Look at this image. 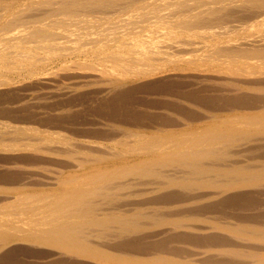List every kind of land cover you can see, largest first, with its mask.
<instances>
[{
	"label": "bare ground",
	"instance_id": "6f19581e",
	"mask_svg": "<svg viewBox=\"0 0 264 264\" xmlns=\"http://www.w3.org/2000/svg\"><path fill=\"white\" fill-rule=\"evenodd\" d=\"M141 87L179 119L67 122ZM1 170L0 261L264 264V0H0Z\"/></svg>",
	"mask_w": 264,
	"mask_h": 264
},
{
	"label": "rangeland",
	"instance_id": "374dc122",
	"mask_svg": "<svg viewBox=\"0 0 264 264\" xmlns=\"http://www.w3.org/2000/svg\"><path fill=\"white\" fill-rule=\"evenodd\" d=\"M185 76H189V77H185ZM196 76L197 75H195V74H188V75H183V76L174 75L172 81L177 82L180 79V80L186 82L187 86L184 87L181 90L190 91L191 93H195L193 91L198 89L199 86H191L190 84H192L193 81H198L199 80V78L196 77ZM159 78H163V77H159ZM153 80L154 79H152L151 81H153ZM142 81L143 80L136 82L137 85L141 86V84H146V83L150 82L149 80H145V83H142ZM174 82H172V83H174ZM136 83L134 84V86L136 85ZM130 86H133V84L132 85L129 84V87ZM168 86H172V84L168 85ZM202 86H205V85H202ZM173 89H174L173 87H170V88L161 87L160 89L151 90V89H143L141 87V90L140 89L139 90H135L134 94L131 95V97H130L131 98V102H133V105H132V107H129L130 109H128L127 113H121L120 112V102H118V103H108L109 106L107 108H102V110H100L99 107L96 109V107L93 106L92 104L89 105V107L86 110L83 109V107H76L77 110L75 108H72V111H74V112L71 111V113H73L72 115L74 117L72 119L68 120L67 122H73V123H76V124H80L81 122H89V121L90 122L91 121L94 122V121L99 120V119H101V120L105 119L106 121L109 120V122L110 121L113 122V123L117 122V123H115L116 125H120L121 124V126L122 125L123 126H127V125L129 126L130 125L131 127H136V126L137 127H141V126H147V123H146L147 120H141V118L140 119H136V118H138V113L143 114L144 110H146V113H147L146 115H149L152 118H159L161 116H164V117L168 116L167 118H168L169 121H171V122L172 121H176L177 119H179V117H180L179 114L181 112L180 113L172 112V110H170V108H169V104L172 103V102H175V100L178 99L176 97V96H178L177 93H176V90H178V88H175L176 90H173ZM90 91H95V89L91 88ZM90 91H87V92H90ZM217 91H218V93H217ZM228 93H230V92H225V91L223 92L221 89H219L217 87L214 89V87H213V92H199V93H195V94H197L201 98H203V100H204L203 103H205L204 104L205 107H202V106L201 107L202 108H206V109L212 108L213 106L218 104V103H214V101L211 100L215 95H219L220 97H223V98H233V97H238V96L250 95L249 93H234V94H232V93L228 94ZM113 95L114 94H111V95L109 94V96L106 99H108V101H110V99L114 97ZM111 105H113V106H111ZM105 106H107V104H105ZM162 108H164V109H162ZM156 109H158V110H156ZM195 109H194V107H190L189 108V107L185 106L183 108V111L186 112V113L190 112V113H194V114H200L202 112L199 109H196V110ZM148 111H150V112H148ZM166 111H168V112H166ZM167 113H168V115H167ZM176 115H178L177 119H175ZM144 118H146V117H144ZM87 120H89V121H87ZM102 121H104V120H102ZM135 121H139V122H137V124L132 123V122H135ZM142 121H144V122H142ZM79 126L80 125H78V127ZM81 127L83 128V127H94V126H92V125H89V126L81 125ZM253 139H254V137H253ZM255 155H256V153H255ZM2 171L4 172L6 170H1L0 173ZM11 171H13V170H11ZM15 172L22 176V174H21V173H23L22 170L19 171L21 173H19L18 170H15ZM243 192H251L252 193V191H250V190H246V191H243ZM232 193H234V192H232ZM232 193H230V194H232ZM224 210L227 211L226 212L227 214H232V213H235L237 211V207L227 206V207L224 208ZM215 211L216 212H212V213L206 214V216H214L217 219H219L221 215L217 212V210H215ZM15 246H23V244H14L11 247H15ZM8 248H10V247H8ZM183 251H184V249H183ZM6 252H7V249H3L2 251H0V256H2L3 254H6ZM26 255L27 254L17 253L15 255H12V256H9V257L5 258L7 261L6 260L5 261L1 260L0 264H75V262L77 261L76 259L72 260L73 257H71L69 254H68L69 256L67 254H65L64 259H63V255H64L63 254L62 257H58L57 259L55 258V259H53V261L52 260H48V259L41 261V259L40 260L37 259L36 256H31L30 257V255H28V256H26ZM69 257H71V258H69ZM35 259H37V260H35ZM80 262H81V260H80Z\"/></svg>",
	"mask_w": 264,
	"mask_h": 264
}]
</instances>
